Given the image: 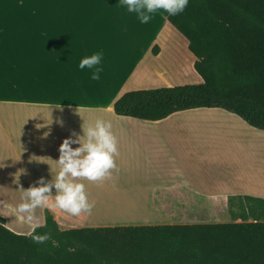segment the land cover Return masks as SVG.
I'll return each mask as SVG.
<instances>
[{
  "label": "crops",
  "instance_id": "obj_1",
  "mask_svg": "<svg viewBox=\"0 0 264 264\" xmlns=\"http://www.w3.org/2000/svg\"><path fill=\"white\" fill-rule=\"evenodd\" d=\"M118 3L0 0V200L15 206L20 186L52 179L63 139L82 134L84 121L103 118L118 137L117 167L101 181H83L94 201L91 214L56 210L61 230L240 222L229 210L255 198L249 157L260 130L221 109L156 122L116 115L124 93L172 88L176 75L203 83L169 14L157 12L140 24ZM101 49L104 71L93 81L78 64ZM47 212L36 209L44 222ZM0 217L16 233L30 230L8 208L0 207Z\"/></svg>",
  "mask_w": 264,
  "mask_h": 264
},
{
  "label": "trees",
  "instance_id": "obj_2",
  "mask_svg": "<svg viewBox=\"0 0 264 264\" xmlns=\"http://www.w3.org/2000/svg\"><path fill=\"white\" fill-rule=\"evenodd\" d=\"M168 21L188 40L203 83L124 93L116 115L156 122L221 109L264 131V0H189ZM240 201L229 210L240 222L225 224L58 230L47 212L36 229L51 233L44 243L0 227V264H264V199Z\"/></svg>",
  "mask_w": 264,
  "mask_h": 264
},
{
  "label": "clouds",
  "instance_id": "obj_3",
  "mask_svg": "<svg viewBox=\"0 0 264 264\" xmlns=\"http://www.w3.org/2000/svg\"><path fill=\"white\" fill-rule=\"evenodd\" d=\"M118 4L127 13L134 14L140 24H148L157 12L163 11L173 16L183 12L189 0H119ZM103 57L102 49L95 51L91 55L82 57L78 68L89 69L90 79L99 81L104 71ZM76 111L82 117L79 105ZM81 128L82 134L72 131L59 145V158L55 160L59 170L52 179L46 181L45 177L41 176L26 189L20 186L21 202L15 206L0 200V207L10 209L18 219L29 225L30 230L27 235L36 243H44L52 239L51 233L36 231L44 227L45 223L42 217L36 214L37 208L47 209L52 213L58 230H61L63 222L57 218L56 210L71 216H79L82 213L91 214L94 201L89 199L83 181L85 179L101 181L110 177L111 170L117 167L118 137L113 131L112 122L98 118L94 123L86 124L84 121ZM48 135L49 132L43 133L44 137ZM74 144L78 146L73 147ZM0 227H7V225L0 223Z\"/></svg>",
  "mask_w": 264,
  "mask_h": 264
},
{
  "label": "rangeland",
  "instance_id": "obj_4",
  "mask_svg": "<svg viewBox=\"0 0 264 264\" xmlns=\"http://www.w3.org/2000/svg\"><path fill=\"white\" fill-rule=\"evenodd\" d=\"M196 78L197 77L194 76L183 78L176 75V77L174 78V82H172V84L170 85H172L173 87H179L181 85H199L197 84ZM160 85L161 86L158 87L165 88V86H162V84ZM257 134L262 135H260L261 137L255 138V156L254 158H252L251 156L249 157V172L251 176H254L256 181L255 197L264 199V132L257 131Z\"/></svg>",
  "mask_w": 264,
  "mask_h": 264
}]
</instances>
